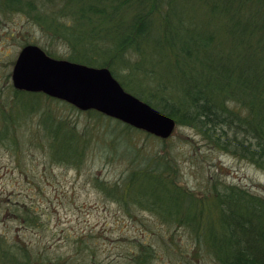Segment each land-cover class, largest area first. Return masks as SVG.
Segmentation results:
<instances>
[{
    "label": "trees",
    "instance_id": "1",
    "mask_svg": "<svg viewBox=\"0 0 264 264\" xmlns=\"http://www.w3.org/2000/svg\"><path fill=\"white\" fill-rule=\"evenodd\" d=\"M14 13L38 34L21 46L108 67L177 126L264 170V0H0V30ZM6 28L0 34L16 39ZM10 77L0 86V144L17 154L39 146L51 163L77 169L93 148L122 159L119 177L92 182L138 227L112 238V257L92 229L69 234L67 254L0 230V264H158L161 254L183 264H264V192L216 173L194 188L170 137L162 149L142 150L131 140L141 129L96 109L81 110L96 127L82 125L70 117L80 109L17 89ZM54 101L71 113L57 112ZM6 210L25 228L44 225L37 201L11 199Z\"/></svg>",
    "mask_w": 264,
    "mask_h": 264
},
{
    "label": "rangeland",
    "instance_id": "2",
    "mask_svg": "<svg viewBox=\"0 0 264 264\" xmlns=\"http://www.w3.org/2000/svg\"><path fill=\"white\" fill-rule=\"evenodd\" d=\"M0 32L8 28L17 31L16 39L6 38L0 34V86L5 87L6 74L12 71L14 59L20 49L24 37L34 39L38 34L28 33L29 22L20 13L7 18ZM4 30V31H3ZM35 35V37H33ZM11 79V77H10ZM7 90L3 92L6 94ZM57 112L69 113V107L62 102H53ZM59 108V110H58ZM71 113V112H70ZM83 125L96 123L81 110L71 114ZM108 117L103 124L108 126ZM111 122H114L112 119ZM96 127V126H95ZM134 146L142 150L162 149L165 142L161 137L141 130L134 134ZM170 142L176 145L182 174L188 184L200 189L208 176L216 173L222 180L239 183L254 191L264 192V170L251 162L232 154L213 149L206 140L190 127L176 126ZM93 148L80 168L51 163L43 148L32 144L25 145L19 153L0 144V230L13 234L20 232L29 242L47 248L49 252L64 254L72 250L68 235H75L81 230L92 229L97 235H104L106 241L98 239L102 244L105 256L116 254V244L112 238L121 234L134 235L138 225L125 213L119 205L106 198L93 184L94 176L114 179L119 177L125 168L122 159L108 156L100 149ZM37 201L42 211L41 227H27L12 219L6 207L10 200ZM109 239H108V238ZM39 241H34V240ZM103 256V255H102ZM158 264H183L170 260L161 254Z\"/></svg>",
    "mask_w": 264,
    "mask_h": 264
},
{
    "label": "water",
    "instance_id": "3",
    "mask_svg": "<svg viewBox=\"0 0 264 264\" xmlns=\"http://www.w3.org/2000/svg\"><path fill=\"white\" fill-rule=\"evenodd\" d=\"M11 79L17 89L43 92L80 110L96 109L161 138L177 125L171 115L126 90L108 67L54 57L36 43L19 49Z\"/></svg>",
    "mask_w": 264,
    "mask_h": 264
}]
</instances>
